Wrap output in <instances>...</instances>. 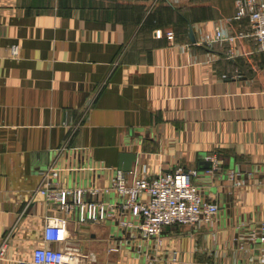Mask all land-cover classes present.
<instances>
[{"label":"crops","instance_id":"0c3cea01","mask_svg":"<svg viewBox=\"0 0 264 264\" xmlns=\"http://www.w3.org/2000/svg\"><path fill=\"white\" fill-rule=\"evenodd\" d=\"M234 12V0H0V264L44 247L53 220L74 264H264L248 240L264 223V52L246 19L226 22ZM123 152L129 178L196 171L218 215L133 248L113 222L80 225L45 199L47 181L118 202L103 190ZM94 164L108 170L44 178Z\"/></svg>","mask_w":264,"mask_h":264},{"label":"built area","instance_id":"2783aa9c","mask_svg":"<svg viewBox=\"0 0 264 264\" xmlns=\"http://www.w3.org/2000/svg\"><path fill=\"white\" fill-rule=\"evenodd\" d=\"M234 8V15L226 22L246 19L250 29L249 36L255 42L257 51L264 52V0H234ZM155 36L159 38L160 31H156ZM166 38L172 40L173 35L167 33ZM231 40L230 37L222 39L220 33L216 32L215 41ZM17 55L18 49L14 46L11 48V56L16 58ZM210 161L213 166L207 171L208 174L218 169L217 164L213 160ZM105 170L108 169L96 164L86 168L71 166L62 170L49 168L44 178L47 180L63 172L74 175L85 172L95 176L96 173ZM129 174L116 170L109 187L103 190V193L114 192L118 198L116 203L96 200L101 191L95 186L54 189L51 182L46 181L43 184V193L45 199L55 202L60 211L75 215L80 225L111 221L122 232L129 230L131 233L127 240L136 244L135 248H140L142 246L140 243L144 244L145 248L159 245L164 228L194 226L200 221L208 223L219 213L218 206L205 201L200 191L193 185L192 180L197 176L194 170L176 169L152 179H138L133 176L129 178L127 176ZM248 240L258 241L264 245V223L257 232L250 233ZM68 241L69 236L64 222L49 221L43 229L42 242L45 246L34 248L29 259L18 260L16 264H74L81 258L79 249ZM50 243H55L58 248L46 247ZM4 249L5 243H2L0 258L4 255ZM261 251L264 255V247ZM147 260L155 261L150 259L149 255Z\"/></svg>","mask_w":264,"mask_h":264},{"label":"water","instance_id":"95a60500","mask_svg":"<svg viewBox=\"0 0 264 264\" xmlns=\"http://www.w3.org/2000/svg\"><path fill=\"white\" fill-rule=\"evenodd\" d=\"M191 34H190V38H191ZM192 40V38H191ZM193 42V40H192ZM135 161V154L133 153H121L120 157H119V165H118V170L122 171V172H129L130 171V164L132 162ZM200 164L202 165H206L207 167L206 168H210L211 167V163L208 161V162H201ZM115 173V171H114Z\"/></svg>","mask_w":264,"mask_h":264},{"label":"rangeland","instance_id":"374dc122","mask_svg":"<svg viewBox=\"0 0 264 264\" xmlns=\"http://www.w3.org/2000/svg\"><path fill=\"white\" fill-rule=\"evenodd\" d=\"M130 233H131V232H129V230L125 232V234H126V236H127V237L129 236V234H130ZM116 235H117V236H119V235H120V237H121V235H122V230H121V229H119ZM258 235H259V234H258ZM126 236H125V237H126ZM127 237H126V239H127ZM129 241H130V240H127V242H126V243H128V244H130V243H131V244H133V242H131V241L129 242ZM120 242H123V241H121V240H120ZM135 246H136V244H133V245H132V247H133V248H134ZM261 246H263V247H264V245H263V244H262Z\"/></svg>","mask_w":264,"mask_h":264}]
</instances>
